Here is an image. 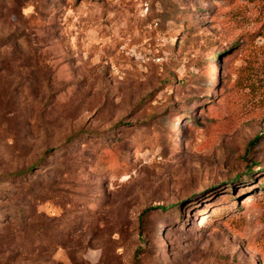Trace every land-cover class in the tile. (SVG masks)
<instances>
[{
    "label": "rangeland",
    "instance_id": "374dc122",
    "mask_svg": "<svg viewBox=\"0 0 264 264\" xmlns=\"http://www.w3.org/2000/svg\"><path fill=\"white\" fill-rule=\"evenodd\" d=\"M0 264H264V0H0Z\"/></svg>",
    "mask_w": 264,
    "mask_h": 264
},
{
    "label": "trees",
    "instance_id": "16d2710c",
    "mask_svg": "<svg viewBox=\"0 0 264 264\" xmlns=\"http://www.w3.org/2000/svg\"><path fill=\"white\" fill-rule=\"evenodd\" d=\"M29 171V170H28ZM26 172V171H25Z\"/></svg>",
    "mask_w": 264,
    "mask_h": 264
}]
</instances>
